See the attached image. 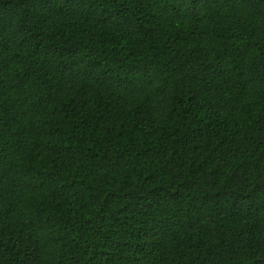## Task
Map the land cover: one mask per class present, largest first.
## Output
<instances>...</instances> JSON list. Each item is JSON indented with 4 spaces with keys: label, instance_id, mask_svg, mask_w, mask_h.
<instances>
[{
    "label": "trees",
    "instance_id": "obj_1",
    "mask_svg": "<svg viewBox=\"0 0 264 264\" xmlns=\"http://www.w3.org/2000/svg\"><path fill=\"white\" fill-rule=\"evenodd\" d=\"M0 264H264V0H0Z\"/></svg>",
    "mask_w": 264,
    "mask_h": 264
}]
</instances>
